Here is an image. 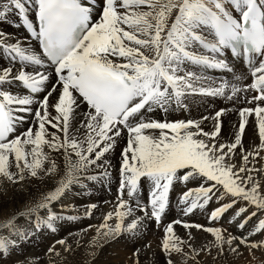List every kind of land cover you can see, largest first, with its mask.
<instances>
[{
    "label": "snow or ice",
    "instance_id": "obj_1",
    "mask_svg": "<svg viewBox=\"0 0 264 264\" xmlns=\"http://www.w3.org/2000/svg\"><path fill=\"white\" fill-rule=\"evenodd\" d=\"M9 17L27 36L13 39L0 33V176L13 184L26 176L54 183L38 201L0 221V264H8L10 255L35 232L55 231L60 221L77 218L54 208L57 204L66 208L64 201L74 186L83 191L87 182L110 180L111 163L105 153L115 149L125 131L115 212L104 216L97 237L126 234L135 240L148 219L157 229L163 227L157 247L164 264H200V253L211 255L213 248L217 256L239 255L240 246L250 254L253 249L264 251V238L250 239L257 234L264 237V188L252 175L257 170L248 167L250 157L264 160V0H0V22ZM231 60L242 61L250 81L209 83L206 70L231 72L237 82L245 79L236 74ZM241 93L252 106L238 109V127L227 144L218 139L226 109L215 111L211 131L195 119L166 118L169 112L187 111L185 100L190 97L239 102ZM81 105L87 108L83 135L71 127ZM157 110L165 119L148 115ZM253 114L259 143L245 150L243 134ZM33 118V126L22 127ZM46 125L55 131L49 133ZM45 145L63 156L62 168L42 150ZM237 149L239 167L233 163ZM10 158L16 162L15 171H10ZM94 167L103 171L93 174ZM190 181L198 186L180 195L182 213L204 210L213 198L220 202L227 197L228 202L208 216L219 221L229 208L244 202L228 220L241 234L179 219L163 224L170 190L176 182ZM130 201H135V208ZM86 207L90 215L96 205ZM136 210L143 217L134 216ZM113 215L115 223L110 225ZM128 216L134 218L125 223ZM19 217L28 219L34 231L18 225ZM174 224L203 229L213 239L196 248L189 242L191 233L188 240L182 239L174 233ZM57 243L64 245L65 240ZM142 248L150 250L151 245ZM140 251L133 252L136 264Z\"/></svg>",
    "mask_w": 264,
    "mask_h": 264
},
{
    "label": "rangeland",
    "instance_id": "obj_2",
    "mask_svg": "<svg viewBox=\"0 0 264 264\" xmlns=\"http://www.w3.org/2000/svg\"><path fill=\"white\" fill-rule=\"evenodd\" d=\"M13 20H14V17H11V18L9 17L8 22H10V23L8 24V28H10V30L8 31L7 29H4V32H7V34H10L11 36L15 34L17 37L19 36L18 37L19 39H24L25 36L22 35L21 33L19 34L18 26L15 25ZM15 27H17V29H15ZM3 63L4 64L8 63L7 57H3ZM250 95H251V93H250ZM205 111H210V109L207 108V109H205ZM212 112H214V110ZM209 113L206 112L205 115H208ZM214 114H215V112H214ZM31 115L34 117V113ZM249 118H252V121H254L253 118H256V117H255V115L249 116L248 117V123L250 122ZM189 119H193V118L190 116ZM195 120L198 123H200L201 127L205 131L213 130V118H209L206 120H202V119H195ZM220 120H221L222 127H221V131H220L218 139L220 140L221 143L227 144L234 139L233 131L235 128L238 127L239 117H235V116L226 114V112H224V114L220 117ZM25 123H26V127L33 126L35 123L34 118L29 119V121L27 120ZM247 124H246L245 132L243 134V145L244 144H253V146H255V144L259 143L258 130L257 129L255 130V135L250 133V131L247 128ZM46 129L49 133L55 131V129H52L48 125H46ZM247 135H249V137H250L248 141L246 139ZM126 139H127V135H124V139H122V141L121 140L118 141V143H117V145L119 147L116 145L117 147H115L114 150H110L108 153H105L106 158L111 163V167L108 169V171L110 170L109 171L110 177H111L109 180L110 182L109 181L108 182L101 181L99 183H95V181L88 182L89 186L86 189H84L83 191H80L78 186H74V188L76 190L70 194V196L68 197L67 200H65L69 203H70V201H72V204L69 206V208H67V209H69V211H71V214L68 216H75V217H77V219L60 221L58 223V226L56 227L55 231L49 230L47 228H42L39 232H35L34 235H32L28 240L22 242L20 244V247L10 255V257L8 259V264H18V263H20L21 260H26L27 261V262L25 261L26 264H103V263L104 264H111V263L112 264H134V263L136 264L137 256H134L133 252L136 249H141L142 245L146 242L153 243V242L157 241L159 239L158 238V232L161 230L162 227L157 229V227L154 226L150 220L147 221L148 219H145L144 220L145 226L140 230L141 233L138 235L137 239H135V240L129 238L126 234H124L125 236L122 235L121 237H116L115 239H109V240L108 239L107 240L106 239H100L99 237H97V231H96V229L101 224L105 223V221L103 220L104 219L103 216H105L107 213H114L115 212L116 203H114V202H117V200H118V196L115 195L118 193L117 192V190H118V170L117 169H118V164L120 161V152L126 144ZM253 142H255V144ZM42 150H44V152L48 155L50 160H55L61 168L63 167L64 160H63L62 155H60L59 153L52 152L50 149L47 148L46 145L43 146ZM60 152L62 153L63 149H61ZM15 163L16 162L14 161V159H11L10 171H15ZM234 163H236L237 167H239L238 165H240L242 163V161L240 159H238ZM44 164L45 165H43V167H45V168L49 167L50 166L49 160H46ZM256 165L254 168L257 171H255L256 175L253 174V177L255 176L254 178H256V179L259 178L258 180L260 181L262 188H264V171H259L260 169H263V165L259 164V163ZM102 171H103V169H101V168H95V167L93 168V174H96V173H99ZM242 175H245V174L242 173ZM53 183L54 182L52 180H49L46 177L44 178L43 181H41V180H38L36 178L26 176V179L24 181H20L18 183L13 184L12 182L5 179L4 177L0 176V221L5 220V219L9 218L10 216L14 215L16 213V211L19 209L18 207H20V209H24V207L22 206V205H24V204H22L24 201H28V200L30 202L38 201L37 199L40 198V194L43 193L44 190H45V192L47 190H50L53 187L52 186ZM261 194L264 195V192H262ZM94 201H95V203H94ZM87 202L89 204H92V202L95 205L97 204V206L92 209L90 215L86 214L87 213V207H85V206L88 205ZM100 202L101 203L103 202V203L101 204ZM142 202H144V201H142ZM111 203L114 204V206ZM144 203H146V202H144ZM131 205L133 208H135V204L131 203ZM208 205L205 206V209L208 208ZM84 207H85V209H84ZM97 207H98V209H97ZM102 208H103V210H102ZM168 208H170V205ZM173 209H174L173 210V212H174L176 209L175 208H173ZM204 210L197 208L194 210V212L192 214H188V216L192 215L191 218H194L195 216L199 215ZM98 211H99L100 215H99ZM73 212H75V213H73ZM84 213H85V215H82ZM141 213L142 212H138L136 210L134 212V216L143 217L144 213H142V214ZM134 216L126 217L125 221L129 222L132 218H134ZM114 217L115 216L113 215V217L108 221V223L110 225H114V223H115ZM33 218L35 219V215H34V217H32V219ZM113 219H114V221H113ZM174 220H176V219L173 218L170 220H166V222H167L166 224H168L169 222L174 221ZM197 221H198V219H196L195 221H192V222H190V220H189L190 224H198ZM98 222H99V224H98ZM16 223L22 227L29 228L30 230L34 231L33 225L29 222L28 219H26L24 217H20L16 221ZM166 224H164V225H166ZM91 225H92V228H91ZM176 226L178 228L175 227V224L173 226V229L176 228V229H174L175 230L174 233L181 238L183 237L182 239H184V240H188L189 233H191V235H194V233L198 232L196 234V236L199 237L200 239L197 237L191 236L192 239L189 241L190 243L194 244L193 245L194 247L200 248V247L208 244V242L211 241V239H213L210 236V234L204 232L203 229L198 230L195 228H190L191 230L190 229L188 230V229H184V228L181 229V227H179L178 224H176ZM94 228H95V230H94ZM147 228H149L151 231ZM101 231H103V230H101ZM180 233L182 234V236L178 235ZM203 233H204V235H203ZM67 235H69V236H67ZM74 235L76 237H74ZM151 236H152V238H151ZM94 237H97L98 242L93 243ZM162 237H163V234H162L161 238ZM61 239H66L63 247L61 244L57 243V241H59ZM121 240H122V242L124 241L123 244H121L122 243ZM151 240H153V241H151ZM195 240H197V241H195ZM197 242H198L199 246H198ZM109 243L115 245V247L117 248V250L119 252L115 259H110V257L112 256L113 253H112L111 249H109L110 248ZM55 246H57L58 248ZM67 246L69 247L68 251H65V249H61V248L67 247ZM47 248L48 249L49 248H53V249L56 248L57 250L54 249L52 252H49ZM97 248H99V249H97ZM225 249H227V245H225ZM59 250H63V251H59ZM124 251L126 254L124 253ZM153 251H154L153 249L150 251L148 249L142 248V250L140 251L139 256H138L139 264H164L165 257L163 256V254L160 251H157V252L156 251L153 252ZM120 252L122 255L120 254ZM93 253H94V255H93ZM95 253H96V256H95ZM214 253L217 255V250L215 248H213V250H211V255L206 254V252H201L200 256H204V254H205L206 257H208V259L212 258L211 264L218 263V261H221L225 256H228V255H220V256H216V257L214 256L215 259H213ZM47 254H51V255L53 254V255L51 258H48L46 260V259H44V257L46 258ZM123 254H124V256H123ZM253 254L255 255V259H253ZM51 255H48V256H51ZM233 256L237 257V255H233ZM246 256L245 257L247 258V260L245 262H243L244 264H249V262L251 264H257V263L258 264H264V258H262V257H264V251H260V250L259 251H252L251 254L247 253ZM256 256H258V257H256ZM260 256H261V258H260ZM217 257L221 258V260L218 259ZM242 257H244V255H242ZM248 257H249V259H248ZM118 258H120V259H118ZM173 258L176 259L175 254H173ZM256 258H258V259H256ZM124 259H125V261H124ZM131 260H132V263H131ZM233 260H237V259H233ZM222 261H224V260H222ZM120 262H122V263H120ZM189 264H196V262L195 261H189ZM218 264H222V262H220ZM234 264H238V261H237V263H234Z\"/></svg>",
    "mask_w": 264,
    "mask_h": 264
},
{
    "label": "bare ground",
    "instance_id": "obj_3",
    "mask_svg": "<svg viewBox=\"0 0 264 264\" xmlns=\"http://www.w3.org/2000/svg\"><path fill=\"white\" fill-rule=\"evenodd\" d=\"M118 10H120V11H123V9H118ZM144 10H146V8L144 9ZM11 18V17H10ZM10 22H0V33H7V32H4V29H7L8 31L10 30V28H8V24H9ZM15 25L16 26H18V29H19V34L21 33L22 35H24L25 37H26V35H25V33H24V31H23V29L18 25V24H16L15 23ZM6 27V28H5ZM21 29H20V28ZM15 29H17V27H15ZM13 39H19L15 34L14 35H12L11 36ZM230 63L232 64V66L234 67V69H235V72H236V74L237 75H241V74H243V76L245 77V79H243V80H241V81H233V78H232V73H230V72H222V71H215V70H206V75L208 76V78H209V83H211L212 81H215L216 82V84H215V86H219V83L220 82H222L223 80H225V79H227L229 82H235V83H238V84H240V85H243V84H246V83H248L249 81H250V78H249V76H248V74H247V72H243V71H240L239 70V68H238V64L236 63V62H233V61H230ZM185 67L186 68H191V66L190 65H185ZM192 70H197V69H192ZM182 74V73H181ZM55 95V94H54ZM241 95V100L239 101V102H236L234 99L232 100V101H229V100H227V99H224V98H220V97H216V98H213V97H203V96H200V95H196V96H193V97H190V98H188V99H186L185 100V103L188 105V110L187 111H185V110H183V109H181V110H179V111H172V112H169L168 113V115H167V119L168 120H170V121H175V120H187V119H189V117L191 116L193 119H201V117H209V118H214V112L216 111V110H219V109H221V108H224V109H226V114H229V115H232V116H235V117H239V113H238V109H240V108H242V107H251L252 105H249V104H247V103H245L244 102V100H243V95H244V93H241L240 94ZM249 95H250V93H249ZM54 102V101H53ZM36 105L34 104L33 105V107H35ZM207 108H209L210 109V111H205V109H207ZM234 109V110H233ZM214 110V112H212ZM49 111L50 112H52L53 114H54V109H52V108H50L49 109ZM86 112H87V108L85 107V106H83V105H81V107L77 110V114H76V116H75V118L72 120V122H71V127H72V129L73 130H79V134L80 135H83V134H85V133H87V128L85 127V122H86ZM206 112H210L208 115H205V113ZM224 113H222V115H223ZM148 115H150V116H152V117H154V118H156V119H165V115H164V113H162V112H160V111H154L153 113H149ZM251 116H254V114L253 115H251ZM249 120H250V122L247 124V128H248V130L250 131V133H252V134H254L255 135V130H256V127H255V121H256V118H253V120L254 121H252V118H249ZM29 121V120H28ZM23 128H26V123L22 126ZM75 134V133H74ZM61 135V137H62V133L60 134ZM124 135H127V133H126V131H125V134ZM249 135H247L246 136V139H247V141L249 140ZM120 141V140H119ZM121 141H122V139H121ZM219 142H220V140H219ZM123 144V143H122ZM118 146V145H117ZM116 146V147H117ZM250 146H252V147H254L253 146V144H244V148H245V150H249L250 149ZM119 147V146H118ZM44 151V150H43ZM50 151V150H49ZM261 155H264V152H262L261 153ZM55 159V158H54ZM238 159H240L241 160V157H240V153H239V150L237 149L236 150V154H235V156L233 157V163L236 161V160H238ZM249 160H250V162H249V165H248V167H255V165L256 164H262L263 165V169H264V160H262V159H260V156H257L256 157V159H255V161H253L252 160V158L250 157L249 158ZM242 161V160H241ZM236 164V163H235ZM45 165V164H44ZM239 166V165H238ZM257 166V165H256ZM115 169V168H114ZM117 169V168H116ZM113 170V169H112ZM111 170V171H112ZM118 170V169H117ZM110 171V170H109ZM114 171V170H113ZM113 174V173H112ZM256 175L255 174V171L252 173V175ZM112 176V175H111ZM255 177V176H254ZM111 178V177H110ZM257 179H259V178H257ZM50 182V181H49ZM92 182V181H91ZM110 182V181H109ZM88 183V182H87ZM95 183H97V182H95ZM93 185V184H92ZM53 186V185H52ZM95 186V185H94ZM198 185H197V182H195V181H190V182H188L187 183V185H185L184 183H181V182H176L175 183V185H174V187L170 190V208H168V210H167V212H166V214H165V216L163 217V224H166L167 222H166V220H170V219H179V220H181V221H185V222H188V223H190V222H192V221H195L196 219H198V221H197V223L198 224H200V225H203L204 227H210V226H215V227H224V228H227L228 229V231L229 232H231L233 235H239V234H241V230L239 229V228H237V227H233L232 225H230L229 223H228V220L230 219V217L232 216V215H234V211L240 206V204H242V203H244V202H240L239 204H236V205H233V207L232 208H229L228 209V211L227 212H225L224 214H223V216H222V218H221V220H219V221H210L209 219H208V216H210V213H211V211L214 209V208H216V207H219V205H220V203H226V202H228V199L229 198H227V197H225V199L223 200V201H220V202H217L216 200H215V198H213V200H211L210 201V203H209V205H208V208L207 209H205L204 211H202L199 215H197V216H195L194 218H191L192 217V215L191 216H188V215H184L183 213H182V205H180L179 204V197H180V195L184 192V191H187L188 189H193V188H195V187H197ZM104 188V187H103ZM44 192H45V190H44ZM113 192V191H112ZM117 192H118V190H117ZM146 193H147V188L145 187V195L142 197V201H144V202H146ZM104 194V193H103ZM116 196H118V193L117 194H115ZM217 195H219V193H217ZM95 196V195H94ZM107 197V196H106ZM37 198V197H36ZM35 198V199H36ZM89 198V197H88ZM108 198V197H107ZM125 199H127V196H126V194H125V197H124ZM116 199V198H115ZM37 200H39V199H37ZM90 200V199H89ZM107 200V199H106ZM109 200V199H108ZM30 201L28 200V201H24L22 204H24V205H22L23 207L25 206V204H27V203H29ZM34 202V201H33ZM104 202V201H103ZM102 202V203H103ZM114 202V201H113ZM88 203V202H87ZM94 203H95V201H94ZM93 202H92V204H94ZM101 203V202H100ZM101 203V204H102ZM106 203V202H105ZM108 203V202H107ZM114 203H117V202H114ZM130 203H132V204H135V201H130ZM64 204L66 205V208L65 209H61V207H60V205L59 204H57L56 206H55V208H54V210L55 211H57V212H61V211H63V214L64 215H66V216H68V215H70L71 214V211H69V209H67V208H69V206L72 204V201H70V203L69 202H67V201H64ZM89 204V203H88ZM112 204V203H111ZM81 205V204H80ZM113 206H114V204H112ZM96 206H97V204H96ZM103 206V205H102ZM101 206V207H102ZM18 207V206H17ZM86 207V206H85ZM85 207H84V209H85ZM169 207V206H168ZM13 208V207H12ZM19 209L16 211V212H18V211H22L23 209H20V207H18ZM73 208V207H72ZM75 208V207H74ZM114 208V207H113ZM173 208H175L176 210L173 212ZM78 209V208H77ZM81 209V208H80ZM97 209H98V207H97ZM105 209V208H104ZM72 210V209H71ZM102 210H103V208H102ZM107 210V209H106ZM105 210V211H106ZM108 211V210H107ZM138 212H140L139 210H137ZM150 211V210H149ZM83 212V211H82ZM94 212V211H93ZM92 212V213H93ZM104 212V211H103ZM109 212V211H108ZM73 213H75V212H73ZM98 213H99V211H98ZM10 214V213H9ZM108 214V213H107ZM138 214V213H137ZM142 214V213H141ZM11 215V214H10ZM40 215H44V210H41V212H40ZM82 215H85V213L84 214H82ZM99 215H100V213H99ZM104 215V214H103ZM243 215V214H242ZM98 216V215H97ZM96 216V217H97ZM33 217H34V215H33ZM104 217V216H103ZM20 218V217H19ZM18 218V219H19ZM34 219V218H33ZM77 219V218H76ZM114 219H115V217H114ZM114 219H113V221H114ZM128 219V218H127ZM237 219H239V218H237ZM22 220V219H21ZM83 220V219H82ZM81 220V221H82ZM104 220V219H103ZM189 220H190V222H189ZM112 221V222H113ZM147 221H149V220H147ZM152 223H153V225L154 226H156L155 225V222L153 221V220H150ZM126 222V221H125ZM130 222V221H129ZM127 223V222H126ZM65 224V223H64ZM98 224H99V222H98ZM109 224V223H108ZM113 224V223H112ZM145 224V223H144ZM90 225V224H89ZM88 225V226H89ZM150 225V224H149ZM66 226V225H65ZM72 226V225H71ZM152 226V225H151ZM174 226V225H173ZM178 226L179 227H181V229L183 228L182 227V225L181 224H178ZM175 227L176 228H178L177 226H176V224H175ZM91 228H92V225H91ZM152 228V227H151ZM156 228V227H155ZM176 228H174V229H176ZM147 229H149V228H147ZM196 229V228H195ZM94 230H95V228H94ZM150 230V229H149ZM189 230V229H188ZM191 230V229H190ZM202 230V229H201ZM240 230V231H239ZM81 231V230H80ZM84 231V230H83ZM92 231V230H91ZM148 231V230H147ZM151 231V230H150ZM175 231V230H174ZM178 231V230H177ZM79 232V231H78ZM87 232V231H86ZM145 232V231H144ZM155 232V231H154ZM93 233V232H92ZM141 233V232H140ZM189 233V232H188ZM198 233V232H197ZM197 233H194V235H191V236H193V237H197L196 236V234ZM68 234V233H67ZM71 234V233H70ZM162 234H163V227L161 228V230L158 232V240L157 241H155V242H153V243H150V242H146V243H144V244H150L151 245V248H150V251L153 249L154 251H160V249L157 247V245L159 244V242H160V240L162 239L161 238V236H162ZM84 235V234H83ZM178 235H181L182 236V234L180 233V234H178ZM202 235V234H201ZM203 235H204V233H203ZM225 235H227V233H225ZM67 236H69V235H67ZM72 236V235H71ZM93 236V235H92ZM125 236V235H124ZM209 236V235H208ZM74 237H76L75 235H74ZM127 237V236H126ZM203 237V236H202ZM210 237V236H209ZM69 238V237H68ZM79 238V237H78ZM143 238V237H142ZM141 238V239H142ZM145 238V237H144ZM149 238V237H148ZM151 238H152V236H151ZM150 238V239H151ZM183 238V237H182ZM197 238H199V237H197ZM261 238H264V237H261L259 234H257V235H255V236H253V237H250V239L251 240H259V239H261ZM70 239V238H69ZM68 239V240H69ZM83 239V238H82ZM200 239V238H199ZM198 239V240H199ZM211 239V238H210ZM64 240H66V239H64ZM107 240V239H106ZM109 240V239H108ZM119 240V239H118ZM148 240V239H147ZM203 240V239H202ZM212 240V239H211ZM150 241V240H149ZM151 241H153V240H151ZM195 241H197V240H195ZM201 241V240H200ZM107 242V241H106ZM121 242H122V240H121ZM124 242V241H123ZM123 242L121 243V244H123ZM137 242V241H136ZM205 243V242H204ZM45 244V243H44ZM127 244V243H126ZM197 244H198V242H197ZM109 245H110V248L109 249H111V251H112V256L110 257V259H115L116 258V256H117V254L119 253L118 252V250H117V248L115 247V245H113V244H111V243H109ZM129 245V244H128ZM139 245V244H138ZM194 245V244H193ZM64 245H62V247H63ZM198 246H199V244H198ZM55 247H57V246H55ZM60 247V246H59ZM68 247V246H67ZM135 247V246H134ZM58 248V247H57ZM69 248V247H68ZM104 248V247H103ZM122 248V247H121ZM129 248V247H128ZM136 248V247H135ZM134 248V249H135ZM197 248V247H196ZM48 249V248H47ZM46 249V250H47ZM54 249H56V248H54ZM53 249V250H54ZM61 249H65V247L64 248H61ZM97 249H99V248H97ZM57 250V249H56ZM131 250V249H130ZM141 250H142V248H141ZM213 250V249H212ZM30 251V250H29ZM59 251H63V250H59ZM102 251V250H101ZM153 251V252H154ZM252 251H259V250H257V249H253ZM261 251V250H260ZM35 252V251H34ZM94 252V251H93ZM97 252V251H96ZM132 252V251H131ZM149 252V251H148ZM161 252V251H160ZM33 253V252H32ZM63 253V252H62ZM99 253V252H98ZM124 253H125V251H124ZM159 253V252H158ZM247 253H249V251L246 249V248H244V246H240V254L239 255H237V257H235V256H233L232 254H227L228 256H225L222 260H224V261H222L221 260V258H218V259H220L221 261H218V263H220V262H222V264H234V263H237V261H238V264H244L243 262H245L246 260H247ZM38 254V253H37ZM41 254V253H40ZM120 254H121V252H120ZM126 254V253H125ZM142 254V253H141ZM147 254V253H146ZM161 254V253H160ZM207 254V253H206ZM31 255V254H30ZM48 255H51V254H47L46 256V258L44 257V259H48V258H51L52 257V255L51 256H48ZM93 255H94V253H93ZM100 255V254H99ZM122 255V254H121ZM144 255V254H143ZM148 255V254H147ZM242 255H244V257H242ZM254 255V254H253ZM261 255V254H260ZM35 256V255H34ZM95 256H96V253H95ZM123 256H124V254H123ZM216 257L217 255L214 253L213 254V257ZM246 256V257H245ZM255 256V255H254ZM262 256V255H261ZM261 256H260V258H261ZM28 257V256H27ZM91 257V256H90ZM120 257V256H119ZM147 257V256H146ZM149 257V256H148ZM250 257V256H249ZM249 257H248V259H249ZM256 257H258V256H256ZM93 258V257H92ZM150 258V257H149ZM153 258V257H152ZM262 258H264V257H262ZM27 259V258H26ZM29 259V258H28ZM43 259V260H44ZM118 259H120V258H118ZM198 260H199V262H200V264H211V260H212V258H210V259H208V257H206V255L204 254V256H200L199 255V257L197 258ZM233 259H237V260H233ZM256 259H258V258H256ZM45 260V261H46ZM134 260V259H133ZM253 260V259H252ZM25 261L26 260H21L20 261V263H18V264H26L25 263ZM107 261V260H106ZM124 261H125V259H124ZM135 261V260H134ZM215 261V260H214ZM251 261V260H250ZM258 261V260H257ZM27 262V261H26ZM55 262V261H54ZM92 262V261H91ZM90 262V263H91ZM249 262V261H248ZM103 263V262H102ZM109 263V262H108ZM120 263H122V262H120ZM131 263H132V260H131ZM215 263V262H214ZM218 263H215V264H218ZM104 264V263H103ZM112 264V263H111ZM135 264V263H134ZM249 264H251L250 262H249ZM258 264V263H257Z\"/></svg>",
    "mask_w": 264,
    "mask_h": 264
}]
</instances>
